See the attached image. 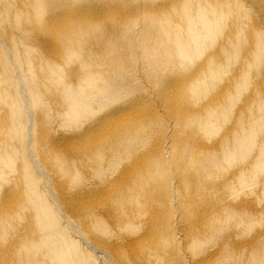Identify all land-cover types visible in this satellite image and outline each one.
<instances>
[{"label": "bare ground", "instance_id": "obj_1", "mask_svg": "<svg viewBox=\"0 0 264 264\" xmlns=\"http://www.w3.org/2000/svg\"><path fill=\"white\" fill-rule=\"evenodd\" d=\"M78 1L0 0V264H264V0Z\"/></svg>", "mask_w": 264, "mask_h": 264}, {"label": "rangeland", "instance_id": "obj_2", "mask_svg": "<svg viewBox=\"0 0 264 264\" xmlns=\"http://www.w3.org/2000/svg\"><path fill=\"white\" fill-rule=\"evenodd\" d=\"M84 3H83V2ZM92 3H90V2ZM102 1H104V0H102ZM101 0H80V1H78L79 3H78V5L76 4H74L73 6H72V4H67V5H65V6H63V7H60V8H57L56 10L57 11H55L54 13H55V15H54V13H51V14H47V17H45V20L46 21H51V20H53V18H54V16L55 17H58V18H60L61 16V18H63V17H78L79 15V17H82V19H84V20H91V22H95V26H98L97 28L98 29H100L99 31H101L102 32V30L104 31V30H109V28H110V24H109V22H111L112 21V18H113V21L115 20V19H117V18H115V17H119V16H124V15H130V14H134L135 13V7L134 6H136L137 4H139L140 6H141V10L139 11L140 13H138V16L139 17H141V15L142 14H147L148 12H150V10L152 11V9H154V8H156V7H159V6H162V5H165V4H167L170 0H154V2L153 3H149L150 5H148L147 4V2H148V0H137L139 3H137V4H134L133 3V1H130V0H125V2L123 3V5H125L126 4V6H124V7H122V5H120V6H118L117 4H115L114 2H113V0H105L104 2H102ZM137 1H135V2H137ZM168 1V2H167ZM82 2V3H81ZM133 3V4H132ZM127 4H129L128 6H127ZM70 5H71V7H70ZM90 5V6H89ZM110 5V6H109ZM156 5V6H155ZM158 5V6H157ZM99 6V7H98ZM101 6V7H100ZM118 6V7H117ZM75 7H77V10H75L76 8ZM90 7V8H89ZM109 7V8H108ZM115 7V8H114ZM122 7V8H121ZM148 7V8H147ZM69 8H71V10L69 9ZM129 8V9H128ZM149 8H150V10H149ZM90 9V10H89ZM92 9V10H91ZM118 9V10H117ZM124 9V10H123ZM75 10V11H74ZM81 10V11H80ZM119 10H121V11H119ZM72 11V13H70ZM87 11V12H86ZM123 11V12H122ZM73 12H75V13H73ZM80 12V13H79ZM84 12H86V13H84ZM92 12V13H91ZM114 14H113V13ZM118 12V13H117ZM129 12H130V14H129ZM82 13V14H81ZM122 15H121V14ZM125 13V14H124ZM73 14V15H72ZM87 14V15H86ZM95 14V15H94ZM103 14V15H102ZM111 16H110V15ZM117 14V15H116ZM51 15V16H50ZM94 15V16H93ZM107 15V16H106ZM116 15V16H115ZM49 17V18H48ZM87 17V18H86ZM109 17V18H108ZM97 18H99V19H97ZM107 18V19H106ZM111 20V21H110ZM98 21V22H97ZM109 21V22H108ZM96 22H97V24H96ZM106 24H105V23ZM258 23V24H257ZM102 24V25H101ZM261 24H260V22H256V26L255 27H257V28H260V27H262V25L260 26ZM99 26H101V28L99 27ZM103 27V28H102ZM36 36H37V38H38V41H39V47L37 48L36 46H34V48L36 47V49H38L37 51H42L44 54H46L45 52H49V53H51V46H50V43H48L49 42V40H48V38L46 37V38H44V35H42V34H38V33H36L35 34ZM43 40V41H42ZM48 40V41H47ZM96 47H98V48H96ZM96 47H95V45H94V47H92L93 49H97V50H99V46H97L96 45ZM49 48V49H48ZM40 49V50H39ZM125 52V51H124ZM128 58H130V60L132 59L133 61H136V60H138L137 58V54L136 53H134V55L133 56H127ZM135 58V59H134ZM75 67V65L74 64H71L70 66H69V70L70 71H73V68ZM71 80V79H70ZM170 83V79H169V81H168V83H167V85ZM146 94H148V93H146ZM145 94V92H143L142 93V89H140V90H138V91H136L134 94H132V96L131 97H129V98H127V99H125L124 101H130V100H137L139 97H141V98H143V96L144 95H146ZM152 94V93H151ZM143 95V96H142ZM138 97V98H137ZM52 102L53 101H50V108H51V110H53V114H52V120H51V124H52V126H50V129L52 130V132H49V131H51V130H48V132H47V134H48V144H50V145H58V146H53V147H55V148H58V149H61L62 151H66V149L65 148H67L65 145H67V144H69V143H71L72 141H75L76 140V133H75V131H74V129H73V127H65L64 125H62L63 123L61 122V120L59 119V117L58 116H56L55 115V112H57V110L59 109V106L58 105H56V102L54 103L53 102V104H52ZM31 103V102H30ZM122 103V102H121ZM121 103H119V104H117V105H114V106H112L113 108H110L109 110H106V111H103V112H101V113H98L97 114V118L98 117H100V116H103L105 113H107L108 111H113L114 109H116L117 107H119L120 106V104ZM55 104V105H54ZM55 106V107H54ZM58 106V107H57ZM53 107H54V109H53ZM57 107V108H56ZM28 113H29V111H28ZM39 114V113H38ZM39 116V115H38ZM95 116V115H94ZM54 117V118H53ZM57 117H58V119H57ZM54 121H55V123H54ZM54 124V125H53ZM49 133L51 134V135H49ZM64 134V135H63ZM71 134V135H70ZM73 134V135H72ZM54 135V136H53ZM51 136V137H50ZM56 136V137H55ZM50 137V138H49ZM51 140V141H50ZM52 140H53V142H52ZM55 140V141H54ZM65 141V142H64ZM71 141V142H70ZM68 142V143H67ZM53 143V144H52ZM55 143V144H54ZM66 152H68V151H66ZM2 189V191H5L6 190V187H5V189L2 187L1 188ZM1 192V191H0ZM257 227H259V225L258 226H255L254 228H257Z\"/></svg>", "mask_w": 264, "mask_h": 264}]
</instances>
